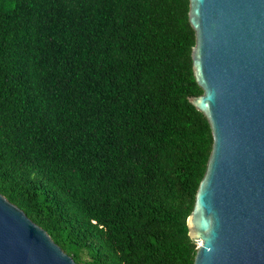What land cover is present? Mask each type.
Here are the masks:
<instances>
[{
  "label": "trees",
  "instance_id": "16d2710c",
  "mask_svg": "<svg viewBox=\"0 0 264 264\" xmlns=\"http://www.w3.org/2000/svg\"><path fill=\"white\" fill-rule=\"evenodd\" d=\"M0 0V194L78 264H192L211 149L188 0Z\"/></svg>",
  "mask_w": 264,
  "mask_h": 264
},
{
  "label": "water",
  "instance_id": "95a60500",
  "mask_svg": "<svg viewBox=\"0 0 264 264\" xmlns=\"http://www.w3.org/2000/svg\"><path fill=\"white\" fill-rule=\"evenodd\" d=\"M189 102L212 142L186 225L192 264H264V0H188ZM0 264H78L0 194Z\"/></svg>",
  "mask_w": 264,
  "mask_h": 264
},
{
  "label": "rangeland",
  "instance_id": "374dc122",
  "mask_svg": "<svg viewBox=\"0 0 264 264\" xmlns=\"http://www.w3.org/2000/svg\"><path fill=\"white\" fill-rule=\"evenodd\" d=\"M4 1L7 2V1H9V0H4ZM12 2H13V0H12ZM12 2H11V3H12Z\"/></svg>",
  "mask_w": 264,
  "mask_h": 264
}]
</instances>
